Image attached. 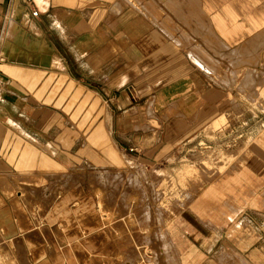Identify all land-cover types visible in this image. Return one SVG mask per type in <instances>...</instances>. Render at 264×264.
Segmentation results:
<instances>
[{
  "label": "crops",
  "instance_id": "obj_1",
  "mask_svg": "<svg viewBox=\"0 0 264 264\" xmlns=\"http://www.w3.org/2000/svg\"><path fill=\"white\" fill-rule=\"evenodd\" d=\"M131 2L0 0V248L18 264H62L67 248L108 255L121 244L96 212V169H123L126 154L167 163L195 139L206 148L199 138L234 116L236 88L205 68L204 37L174 34ZM208 16L231 38V16ZM249 137L172 216L179 264H264V128ZM104 194L124 212L120 192Z\"/></svg>",
  "mask_w": 264,
  "mask_h": 264
},
{
  "label": "rangeland",
  "instance_id": "obj_2",
  "mask_svg": "<svg viewBox=\"0 0 264 264\" xmlns=\"http://www.w3.org/2000/svg\"><path fill=\"white\" fill-rule=\"evenodd\" d=\"M131 1L136 6L143 1L141 10L155 22L160 19L163 28L171 25L174 34L184 30L204 37L205 47L214 59L202 64L223 84L236 88L237 99L225 111L234 116L222 114L210 130L204 131L199 142L206 148L192 147L196 145L195 139L171 153L167 163L136 164L135 157L126 154L135 162L126 158L128 163L123 169H96V212L105 228L119 233L116 238L121 245L110 247L108 255L106 251L102 255L99 247L87 249L86 256L74 248L63 249L62 264H179L169 236L172 216L201 185L200 180L214 175L213 165L222 166L218 168L222 170L228 162L237 160L241 156L239 149L248 142L250 134L264 128V0ZM208 1L220 3L221 7H201ZM226 4L229 13L224 8ZM217 11L236 22L229 32L231 38L222 33L219 39L211 29L208 15ZM177 40L185 46L184 41ZM245 71L254 76L248 86L243 83ZM107 192L122 194L123 213L117 209L116 201L114 206L107 207L106 199L102 200V193L106 196ZM223 259L222 264H235L229 256ZM0 264L18 263L12 254L0 248Z\"/></svg>",
  "mask_w": 264,
  "mask_h": 264
},
{
  "label": "bare ground",
  "instance_id": "obj_3",
  "mask_svg": "<svg viewBox=\"0 0 264 264\" xmlns=\"http://www.w3.org/2000/svg\"><path fill=\"white\" fill-rule=\"evenodd\" d=\"M9 18H10V17H9ZM13 23H15V22L11 20V22H10V26H9V33H11V34H15V33H16V32H14V31H12V29H11L12 27L15 26V25H13ZM14 28H17V26H15ZM14 28H13V29H14ZM15 31H16V30H15ZM53 61L58 62L56 58H53ZM216 122H217V121H215V123H216Z\"/></svg>",
  "mask_w": 264,
  "mask_h": 264
}]
</instances>
